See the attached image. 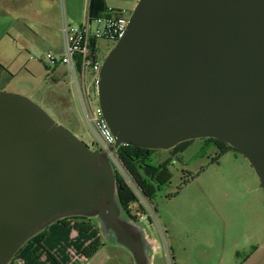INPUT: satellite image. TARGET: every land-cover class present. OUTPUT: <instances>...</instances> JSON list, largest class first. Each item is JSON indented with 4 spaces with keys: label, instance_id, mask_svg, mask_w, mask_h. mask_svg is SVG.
<instances>
[{
    "label": "water",
    "instance_id": "water-1",
    "mask_svg": "<svg viewBox=\"0 0 264 264\" xmlns=\"http://www.w3.org/2000/svg\"><path fill=\"white\" fill-rule=\"evenodd\" d=\"M97 100L115 147L215 139L264 191V0H138L102 62ZM114 186L98 152L0 91V264L48 224L113 199Z\"/></svg>",
    "mask_w": 264,
    "mask_h": 264
},
{
    "label": "rangeland",
    "instance_id": "rangeland-1",
    "mask_svg": "<svg viewBox=\"0 0 264 264\" xmlns=\"http://www.w3.org/2000/svg\"><path fill=\"white\" fill-rule=\"evenodd\" d=\"M135 6L129 9L130 15ZM21 25L22 23L19 24ZM71 25L77 26L76 23ZM25 33L27 40L30 35ZM56 41L54 38L51 44L39 46L41 51L43 49V55L54 53L52 46ZM20 42L18 41V46ZM115 44L99 40L98 57L103 61ZM15 47L13 42V51ZM22 55L29 57L27 50L22 51ZM31 56L40 58L37 53L31 52ZM30 61L32 66L9 78L8 83L0 79V91L30 99L58 124L64 126L65 123L67 130L94 151L90 146L92 134L77 108L69 78L61 76L63 68L56 70V81L53 82L51 72L45 70L44 63ZM2 77H7V74L4 73ZM95 102L98 103L97 98ZM70 118L73 119V125H69L71 128L67 126ZM216 155V151L212 149L201 148L197 140L181 153L170 154L168 151L156 150L151 154L149 163L152 165L168 160L167 168L171 179L149 200L155 221L145 218L136 222L138 230L143 229L159 244L161 254L155 257L158 264L179 263L190 250L192 258L208 262L211 258V251L207 246L209 230H216L218 233L225 231L237 238L240 242L237 248L242 258L250 252V247L243 251L239 249L240 244L245 239H252V234L257 231H264V191L259 187L254 170L234 150L228 151L214 162ZM189 176L193 178L190 179ZM183 180H188L187 184L182 185ZM92 221L98 227L96 230L101 235L102 247L90 259L84 260L80 252L95 239V232L83 233L76 226L65 229L57 222H52L46 226L49 237L42 244L45 252L32 257L31 247L25 243L8 264H134L132 254L119 245L117 238L106 233L97 218ZM212 239L218 246L223 243L219 237ZM85 243L87 244L84 245Z\"/></svg>",
    "mask_w": 264,
    "mask_h": 264
},
{
    "label": "crops",
    "instance_id": "crops-1",
    "mask_svg": "<svg viewBox=\"0 0 264 264\" xmlns=\"http://www.w3.org/2000/svg\"><path fill=\"white\" fill-rule=\"evenodd\" d=\"M93 0H62L63 11L66 20L69 24L76 23L80 25L89 16L90 4ZM138 0H97L95 9L101 10L102 14L108 9H125L130 13V8L136 5ZM60 2L59 0H0V79L7 81L15 74L20 73L23 69H29L32 66L30 60H38L41 62L43 49H39L42 44H51L56 38V44L52 46L55 55H60L62 50V42L60 35ZM19 26V24H21ZM25 32H28L30 37L25 40ZM18 41L20 46H18ZM13 42L16 44L13 51ZM17 50V53H16ZM27 50L29 57L22 55V51ZM32 53H37L40 58H34ZM45 70H49L45 67ZM63 68L62 77L67 76V70L64 67H57L49 70L51 80L56 79L54 75L56 70ZM6 73L7 77H2ZM7 79V80H6ZM67 229L75 228L74 224L67 227L58 224ZM140 228V227H139ZM136 252L129 250L127 247L119 243L120 246L127 249L134 258V264H158L155 260L156 256H160L161 249L155 239L150 238L143 229H139ZM90 232H95V239H100V234L96 229ZM50 233V231H49ZM208 248L211 251V258L208 262L192 258L191 250L188 255H184V259H180L179 263L175 264H264V231H257L252 234V239H245L240 244L241 250H246L250 247V252L247 256L237 258L239 254V241L234 236L227 234L225 231L209 230ZM47 236L44 239L47 240ZM223 240V243L218 246L212 238ZM43 241V242H44ZM43 244V243H42ZM85 243L84 245H86ZM31 247V246H30ZM32 249V247H31ZM186 250V249H185ZM187 252V251H183ZM32 254V253H31ZM39 254V253H38ZM37 254H32V257ZM81 255V252H80ZM194 257V256H193ZM195 259V260H194ZM85 260V259H84ZM9 263V262H8ZM22 264V262H17ZM50 264H53L52 262ZM97 264H106L100 262Z\"/></svg>",
    "mask_w": 264,
    "mask_h": 264
},
{
    "label": "built area",
    "instance_id": "built-area-1",
    "mask_svg": "<svg viewBox=\"0 0 264 264\" xmlns=\"http://www.w3.org/2000/svg\"><path fill=\"white\" fill-rule=\"evenodd\" d=\"M59 2L61 54L46 53L41 62L49 70L57 67L66 68L77 108L93 137L90 146L103 154L113 172L121 177L137 198V203L130 207L136 221L140 222L145 218L149 221L154 220L149 200L142 196L124 168L117 152L118 147L114 146L115 137L107 126L98 103L95 102L98 73L103 62L98 57L97 42L104 40L117 43L126 32L130 13L125 9H108L104 14L88 16L83 23L73 26L65 18L62 0ZM165 255L168 258L167 251Z\"/></svg>",
    "mask_w": 264,
    "mask_h": 264
},
{
    "label": "trees",
    "instance_id": "trees-1",
    "mask_svg": "<svg viewBox=\"0 0 264 264\" xmlns=\"http://www.w3.org/2000/svg\"><path fill=\"white\" fill-rule=\"evenodd\" d=\"M95 2H97V0H93L90 4V9H89L90 17H95L102 14V11L100 9L99 10L95 9ZM70 119L67 120V126L69 128H71L70 126L73 125V119L71 120ZM206 141H213L216 143H220L229 150H234L235 152H237L235 149L231 148L224 142L215 139H206ZM189 142L190 140L179 143L176 146H174L172 149L168 150V152H170V154L181 153L188 146ZM154 151L156 150H148L139 147H134L131 145H120L117 148L119 158L121 159L124 168L126 169L128 174L132 177L134 183L136 184L137 188L140 190L142 196H144L147 200H150L152 195L156 191H159L163 186L168 184L171 179V173L167 168L168 160L160 162L156 165H152L149 163V158ZM225 152L226 151L223 150L221 153L217 154L216 157L213 159V161L217 162L218 159L225 154ZM113 174L116 184V195H117L118 204L121 207L122 211L131 220L136 221V218L133 215L130 207L135 203H137V198L135 197L133 192L125 185L121 177L116 173ZM189 178L192 179L193 177L189 176ZM187 182L188 180H183L182 185L187 184ZM56 222L64 227H67L73 223L83 233H88L93 228L92 224L89 222H73L72 220H59ZM47 234H48L47 229L45 227L42 231L37 233L28 242H26V244L32 247L31 249L32 254L35 255L40 252H45L42 243L46 238ZM101 247L102 244L100 243V239L96 238L81 250V257L85 260L90 259ZM236 257L240 258V254L237 253Z\"/></svg>",
    "mask_w": 264,
    "mask_h": 264
},
{
    "label": "flooded vegetation",
    "instance_id": "flooded-vegetation-1",
    "mask_svg": "<svg viewBox=\"0 0 264 264\" xmlns=\"http://www.w3.org/2000/svg\"><path fill=\"white\" fill-rule=\"evenodd\" d=\"M196 140H190L189 144L195 142ZM200 142L201 148L212 149L216 151V154L221 153L225 150V154L230 151L228 148L220 143L213 141H206V139H197ZM188 144V145H189ZM98 152L103 159H106L102 153ZM112 171V176L114 179V172ZM115 182V180H114ZM115 194L113 199H105L103 201H97L95 205L90 206V210L86 212V215H73L70 217L63 218L61 220H72L73 222H89L92 224L94 229H98L97 225H94L92 219L97 218L102 224L103 229L106 233H110L113 237H116L118 242H123L131 246V249L136 252L137 249V237L139 230L137 229L138 223L131 220L121 209L117 201L116 195V184H115ZM73 224V223H72ZM92 228V229H93ZM133 242V243H129Z\"/></svg>",
    "mask_w": 264,
    "mask_h": 264
}]
</instances>
